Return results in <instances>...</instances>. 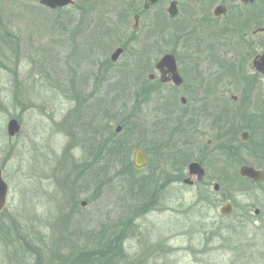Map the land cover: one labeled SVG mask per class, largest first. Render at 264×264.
<instances>
[{
  "label": "rangeland",
  "instance_id": "obj_1",
  "mask_svg": "<svg viewBox=\"0 0 264 264\" xmlns=\"http://www.w3.org/2000/svg\"><path fill=\"white\" fill-rule=\"evenodd\" d=\"M73 1L50 12L33 0H0V169L9 186L0 264H33L36 245H54L68 264H87L88 253L116 241L119 253L94 264L122 257V264H264V237L252 226L244 242L238 229L211 235L210 209L195 202L208 191L184 185L177 171L178 110L148 91L149 72H125L133 52L147 50L157 61L163 49H176L175 25H165L166 41L162 24L134 36L130 22H108L114 0ZM123 43L128 50L113 66L110 56ZM12 118L21 125L15 136L8 135ZM124 120L136 130L130 158L141 147L151 164L125 179L120 162L100 178L84 170L96 167L103 134L113 139L105 130L120 138ZM196 149L186 150L185 176ZM14 223L23 240L11 236Z\"/></svg>",
  "mask_w": 264,
  "mask_h": 264
},
{
  "label": "flooded vegetation",
  "instance_id": "obj_2",
  "mask_svg": "<svg viewBox=\"0 0 264 264\" xmlns=\"http://www.w3.org/2000/svg\"><path fill=\"white\" fill-rule=\"evenodd\" d=\"M33 1L50 12L67 7L52 8L42 0ZM113 3L116 7L108 22L119 26L130 22L134 36L141 26L162 24L161 40L166 41L165 25L176 27V49H163L157 61L147 50L133 52L125 72H149L148 91L160 95L159 104L178 110L182 141L177 146V170L181 169L184 185L208 191L195 196V202L210 209L211 235H218L217 230L238 229L240 242H244L250 225L264 237V71L258 67L264 54L263 0H158L150 6L146 0ZM118 47L124 52L111 62L113 66L128 50L126 43ZM165 55L173 56L175 67H157ZM191 146L198 155L187 164L185 176L186 150ZM144 152L147 167L150 158ZM193 162L202 167V173H190ZM10 232L12 237L22 238L16 223ZM28 232L32 243L36 238ZM24 242L34 245L27 239ZM32 254L33 264H68L54 245H36Z\"/></svg>",
  "mask_w": 264,
  "mask_h": 264
},
{
  "label": "trees",
  "instance_id": "obj_3",
  "mask_svg": "<svg viewBox=\"0 0 264 264\" xmlns=\"http://www.w3.org/2000/svg\"><path fill=\"white\" fill-rule=\"evenodd\" d=\"M82 8V7H81ZM114 99V98H113ZM112 99V100H113ZM115 100V99H114ZM110 120L108 119V122ZM125 125H124V130L122 132V134L120 135V138L118 139H114L116 136V134H113L112 129H107L105 130V128H103V131H107L108 133L111 134V137H113L112 140L106 139L107 137L103 134L102 138H103V144L102 146L97 150V156L94 155V158L96 160L95 164L96 167L91 166V164H89V166L84 167V170H95L94 172L96 173V176L100 178V171L102 170V175L104 174L105 176L109 173V170L113 169V164L117 163L119 165V162L121 163V169L118 170L117 175H120L121 177H124L125 175L127 176H132L133 172L139 171L140 169L136 168L133 164V160L130 158L131 157V143L128 139V136H132V134L136 131L133 127H131V125L129 124L128 120H124ZM87 130L90 132V134L92 133L91 128L87 127ZM106 133V132H105ZM92 138V137H91ZM176 152V151H175ZM101 163V166L99 168V165ZM151 164V162L149 163ZM181 170V169H179ZM177 170V171H179ZM180 172V171H179ZM100 174V175H99ZM125 176V177H126ZM124 177V179H125ZM133 177V176H132ZM106 178L103 176V179ZM97 179V178H96ZM121 249L120 245H117V241L115 243H112L110 245H105L103 250L100 253V255H97V253H88L87 256L93 255L90 260H88V262H86L87 264H94V262H96L95 260L101 259V260H107L110 261L114 256L117 250ZM116 252V254H118ZM86 256V255H85ZM85 258L84 255H80L79 257H76L77 260H81ZM75 260V259H74ZM74 262V261H71Z\"/></svg>",
  "mask_w": 264,
  "mask_h": 264
},
{
  "label": "water",
  "instance_id": "obj_4",
  "mask_svg": "<svg viewBox=\"0 0 264 264\" xmlns=\"http://www.w3.org/2000/svg\"><path fill=\"white\" fill-rule=\"evenodd\" d=\"M158 0H146V6L153 5ZM42 3L50 6L52 8L56 7H64L73 4V0H42ZM134 29H138L137 25L135 24ZM264 30V27H263ZM124 52L123 47H118L111 55L112 61H117L118 58L121 56V54ZM173 63V64H172ZM164 64L173 65L174 67L175 62L172 55H165L158 63L157 67L160 68ZM259 69L264 71V54L262 55V62L258 64ZM176 71V70H175ZM21 125L19 121L16 118L10 119L8 122V135L9 136H15L17 133L20 132ZM122 127L119 125L117 127V132H120ZM148 158L142 148L136 149L133 157V163L136 168L141 169L144 168L147 165ZM189 170L191 174H194L196 172H203L202 167L198 163H191L189 165ZM188 180V179H187ZM9 192V186L6 180L3 177L2 170L0 169V211L5 207L7 196ZM82 205H86V201L82 202ZM157 264V263H155Z\"/></svg>",
  "mask_w": 264,
  "mask_h": 264
},
{
  "label": "bare ground",
  "instance_id": "obj_5",
  "mask_svg": "<svg viewBox=\"0 0 264 264\" xmlns=\"http://www.w3.org/2000/svg\"><path fill=\"white\" fill-rule=\"evenodd\" d=\"M102 4H103V2L100 4V6L99 7H101L102 6ZM134 164V163H133ZM135 166V165H134Z\"/></svg>",
  "mask_w": 264,
  "mask_h": 264
}]
</instances>
